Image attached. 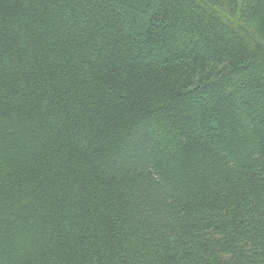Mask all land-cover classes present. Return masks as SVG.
I'll return each instance as SVG.
<instances>
[{
  "label": "trees",
  "instance_id": "trees-1",
  "mask_svg": "<svg viewBox=\"0 0 264 264\" xmlns=\"http://www.w3.org/2000/svg\"><path fill=\"white\" fill-rule=\"evenodd\" d=\"M0 264H264V0H0Z\"/></svg>",
  "mask_w": 264,
  "mask_h": 264
}]
</instances>
